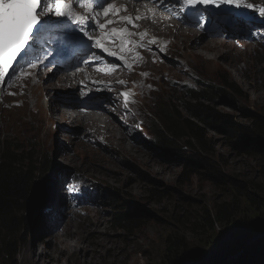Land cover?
Here are the masks:
<instances>
[{"label":"rangeland","instance_id":"1","mask_svg":"<svg viewBox=\"0 0 264 264\" xmlns=\"http://www.w3.org/2000/svg\"><path fill=\"white\" fill-rule=\"evenodd\" d=\"M57 6L68 9L61 0L59 5L50 4L49 7ZM221 7L222 5L218 8L210 5L208 10L202 9L190 17L195 22L204 17L207 19V25L202 31L222 34L223 39L233 42L239 49L237 54L232 53L234 61L218 60L217 64L221 68L215 71L210 70L205 63L191 62L187 73H184L185 68L181 64L185 62V51L191 50L185 49L184 44L179 45L176 30L158 28L160 35L171 40L176 39L177 43H171L166 54L158 52L156 48L159 56L150 55L144 64L164 63L150 66L154 70L169 72L172 77L175 76L166 79L172 83H165L166 90L158 93V96H144L140 86L145 76L143 64L131 75L136 84L130 80L127 86L119 87L114 93H108L109 99H112L110 104L115 108L120 105L128 113L121 115L116 112L91 111L97 113V116L104 114L114 126L120 127L123 135L128 137L126 145L133 147L131 152L127 149L121 154L118 147L113 149L104 137H98V134L95 139L101 146H96L95 141L91 143L84 139V128L78 122L69 125L63 123L61 118L53 120L54 110L61 111L64 106L58 101L65 95L66 90L56 86L44 89L41 84L54 85L59 74L64 72H55L56 68L52 66L40 68L39 64L28 63L31 57L39 60L42 49H39L35 56L29 57L27 63L10 78L2 79L15 83L22 76V69L40 71V74L31 75L30 71L26 72L27 80L23 76L20 78V93L0 94V139L13 145L14 151L19 154L24 153L26 158L30 152L35 153L33 161L37 163L38 168L37 187L42 189L41 194L35 198L30 197L28 207L22 211V215L29 217L30 225L17 236L20 242L19 254L13 264H27L24 257L32 245L34 251L42 255V250L53 240H50V237L64 231L67 221L71 218V209L83 217L82 226L77 224V220L75 226L83 235L88 252L86 255L77 251L61 256L57 260L63 264H160L169 235L183 236L191 246L192 255L196 260L202 258L206 252L224 254L235 248L234 229L240 221L239 218L227 227L216 224L214 230H205L201 234L194 230L198 223L201 224V214L205 210L212 211L215 204L234 199L236 190L232 181L249 183L254 188H264L263 164L258 159L243 154V151L234 149L228 135L216 131L209 132L213 155L208 156L215 172L201 168L198 175L185 179L188 173L186 174L183 162L171 154L155 149L158 136L161 137L156 130L168 125L165 116L171 111L177 122L181 123L180 118H183L184 114L180 112V105L186 100L187 92L197 86L210 84L224 89L225 84L234 83L239 89L234 102L222 99L218 102L216 111L233 117L243 125L250 124L252 115L264 119V22L259 20V17H264V0H239V10H245L239 16L232 10L223 15ZM190 9L191 13L195 12L194 8ZM242 15L247 16L249 21L242 20ZM54 18L57 21L58 17ZM48 24H51L50 19ZM101 31L104 32V28L99 29L95 35L104 37ZM205 37V41L212 38L222 39L221 36L207 34ZM99 52L101 49L93 50L97 57H100ZM180 57L183 59H179ZM185 60L189 62L191 59ZM172 79L180 80L182 85ZM118 80L119 78L116 79ZM121 89L129 90L137 101L132 100L129 105L122 103L118 96ZM5 91L6 87L0 85V93ZM80 92L79 90L66 94L70 99L71 95L77 99L76 94ZM105 94L107 93L97 90L88 96L82 95V98L92 99L95 95ZM107 106L110 107L109 104ZM78 129L82 132L78 133ZM173 144L176 148L187 150V153L193 151L189 144H194H187L186 139H175ZM120 149L123 150L122 147ZM68 162H72L69 167ZM47 164V170L48 167L51 168L48 173L44 168ZM155 170L162 173L155 174ZM45 193L49 196L42 200ZM239 201L242 216L247 220L253 218L254 213L247 208L245 199ZM120 208H123L126 214L140 216L143 220L140 229L117 230L110 224L112 214ZM96 222H101L98 229L94 227ZM247 224L244 227L249 228V232L255 230L254 223ZM207 241L209 246L205 247ZM197 246L200 248L195 249ZM199 249L200 252H197ZM28 264H34V260L31 259Z\"/></svg>","mask_w":264,"mask_h":264},{"label":"bare ground","instance_id":"2","mask_svg":"<svg viewBox=\"0 0 264 264\" xmlns=\"http://www.w3.org/2000/svg\"><path fill=\"white\" fill-rule=\"evenodd\" d=\"M61 1L65 2L66 0ZM101 1L102 0L98 2L100 3ZM91 2L89 0V4ZM111 3H113V7L115 5L120 6L121 11L116 13L115 11L110 10L107 16H105L103 12H100L99 16H97V20L105 21L109 17L115 20L111 26L104 28V32L101 31V33H104V37H99L102 43L104 41V46L115 52L116 56H110L107 52L103 51L104 58L99 57L98 60L92 61L93 63L90 60L82 61L85 60V57L81 56V58L73 64L72 69L69 72H67L69 68L59 67L60 69H64L65 72L59 74V77H57L54 85L49 84L46 86L43 83V85L41 84V88L45 89V87L51 88L56 86L58 89L66 90L65 95L61 96V99L58 101L59 104H63L64 106L60 109L61 111H58V109L54 110L55 114L53 113V120L56 121V119L61 118L63 123L69 125L72 124V122H78L84 128V133H82L84 139H88L91 143L95 141L97 144L96 146H101L97 139H95V135L98 134V137H104L106 143L110 144L113 149H117L118 147L122 154V151H126L127 149L130 152L133 151V147L126 145V138L128 137H125L123 135L124 132L121 131L120 127L118 125V128L114 126L113 123L110 122L111 120L109 121L107 116L104 114H99L100 116H97V113L91 111L105 113L116 112L121 115L128 113L126 109L120 105L117 108L113 107L110 104L112 99H109L110 94L108 93H114V91L119 87L127 86L130 80H133L136 84L135 79H132L131 75L135 73L146 61H148L150 55H158L156 48L158 52L166 54L169 45L171 43H177L176 39L171 40V38H166L165 36L160 35L157 31L158 28L161 30H176L175 33L177 34L179 45L184 44L186 45L185 49L187 48L191 50V52L185 51L186 54L184 56L185 59H191L189 62L183 59V56L179 58L185 61H181V65L185 68L184 73H187L188 65H190L191 62L205 63L210 70L214 71L216 69H220L221 67L217 64V61L225 59L231 62L232 53L234 52L237 54L239 49H237V46L233 42L223 39L224 35L222 34L216 35L214 32L208 33L202 31L203 24L201 22H205L204 28L207 25V19L204 17L199 18V26H193L189 20V15H181L178 19L175 14L168 12V9L159 0H111ZM75 4L78 6L79 2H76L75 0ZM200 8L209 9V6L201 5ZM77 9L82 12L84 10V6H79ZM65 13L73 15L70 9H68ZM137 16L142 18L140 20H136L135 18ZM128 17L132 18L135 25H137L136 27H133V24L129 23L128 20L125 19ZM183 27L186 29L183 30ZM93 28V26H90V29ZM90 33H92L91 30ZM206 34L216 37L221 36L220 38L222 39L212 38L205 41ZM151 36L153 37L152 39ZM196 41H198V43H196ZM36 44L37 43H35V45ZM242 45L244 46V44ZM34 46L30 47L28 51H31ZM37 53L38 52L35 51L33 55ZM118 55H123V60L119 59ZM31 62H35V59L31 60ZM49 63L44 62L41 63V65H44L45 68L50 65ZM157 63L159 62L144 64V66H142L145 70V76L142 78L140 86L141 92L144 96L155 97L159 95L158 93H163V90H166L165 83H172V81H168L166 79L175 77L174 75V77H172L169 72H160L154 70L153 67L150 66ZM59 65L64 66L66 64L60 63L52 66ZM146 69L148 72H146ZM22 71L21 75L25 80H27L25 77L27 76L26 72L28 71H30V75L33 73L40 74L39 69H22ZM179 75L182 76V74ZM22 76H20V78ZM20 78L15 83H9L5 80L0 81V85L6 87V91L0 94L8 95L12 92H15V94L18 92L20 93ZM118 78L119 80L116 81ZM173 81H176V83L178 82L179 84L181 83L180 80ZM79 90L81 92L76 94L78 97L77 99L72 95L71 99L68 98L66 93H72V91L75 92ZM97 90L107 94L101 96L95 95L92 99L89 97L88 99L83 100L82 95L88 96L92 92L95 93ZM132 96L135 97L133 93ZM108 104L110 107L107 106ZM66 110H72L73 112L71 113L74 114L67 113ZM77 131L78 133L82 132L79 131V129ZM124 146L129 148H124ZM120 147H122L123 150H121ZM65 157H67V155ZM67 164L69 167L72 165V162H68ZM161 173L162 171L155 170V174ZM69 213L71 214V218L67 221L64 231L62 233H55L50 237V240L53 239L54 241L51 240L49 245L42 250V255L34 251V246L32 245L31 250H29L24 257L27 264L31 261V259L34 260V264H63V262H59L57 259L61 256H66L68 253L73 254L74 252L81 251L85 255L87 254L88 247L85 242H83V235L78 232L79 228L75 226V223H77L75 220L80 223H77L80 227L82 226L83 217L79 212L72 209L69 210ZM100 223L101 222H96L94 227L98 229L101 225Z\"/></svg>","mask_w":264,"mask_h":264},{"label":"trees","instance_id":"3","mask_svg":"<svg viewBox=\"0 0 264 264\" xmlns=\"http://www.w3.org/2000/svg\"><path fill=\"white\" fill-rule=\"evenodd\" d=\"M264 22V19L261 18ZM224 89L206 84L197 86L187 92L186 100L180 105V112L184 117L181 123L169 111L165 116L168 125L156 130L158 144L155 149L171 154L183 162L189 179L199 174L200 169H215L211 167L208 156L213 155L209 132L216 131L228 135L232 147L243 151V154L258 159L264 166V119L252 115L249 125L237 122L233 117L216 111L218 102L222 99L234 102L238 94V86L234 83L225 84ZM186 131V134H184ZM181 135V136H180ZM175 139H186L193 151L176 148ZM263 145V146H261ZM7 146V147H6ZM24 153L14 151V146L0 139V264L14 263L18 257V235L29 228L30 220L22 211L28 207L30 197L41 194L42 189L37 187L36 172L38 171L35 153L30 152L28 158ZM29 159V160H28ZM44 166L45 172L50 167ZM184 173V176L186 175ZM236 195L230 202L215 204L212 211L201 214V224L196 225V233L205 230H214L216 224L227 227L240 219L234 229V240L250 238L253 235L264 233V188L252 187L249 183L232 181ZM47 196L45 193L44 200ZM245 199L247 208L254 213V217L246 219L241 212V202ZM247 222L255 224V230L249 232ZM143 220L140 216H131L124 213V209H117L112 214L110 224L117 230L135 231L140 229ZM245 238V239H246ZM260 248L254 250L253 256L248 257V264H264V239L260 241ZM208 245V241L204 245ZM165 252L160 264H219L223 254L203 253V257L196 260L192 255V248L183 236L169 235L165 242ZM200 248V246L195 247ZM200 252V249L197 250ZM246 263V264H247Z\"/></svg>","mask_w":264,"mask_h":264},{"label":"snow or ice","instance_id":"4","mask_svg":"<svg viewBox=\"0 0 264 264\" xmlns=\"http://www.w3.org/2000/svg\"><path fill=\"white\" fill-rule=\"evenodd\" d=\"M79 2V0H76ZM91 2V0H90ZM60 4V0H0V80L9 73V69L14 67V62L28 52V48L36 43L37 34L42 25L47 24L51 12L58 18H67L68 13L61 10L59 6L50 8V4ZM188 5L195 8L197 5L210 6L215 5L217 8L221 5L239 6V0H181V7ZM81 6H87L81 4ZM253 5H248L252 7ZM96 7L107 16L110 10H113L111 0H105L104 3H96ZM119 12L120 9H115ZM264 11V10H262ZM142 17L137 16L135 19L140 20ZM73 19L75 15L73 14ZM129 23L136 27L131 17L125 18ZM108 24L113 21L108 20ZM79 27L83 28L84 18L77 20ZM103 29L105 24H98ZM116 31V30H113ZM88 40H94L90 47L101 49L110 56H116V53L104 46L101 39L94 38L92 35L85 33ZM95 56V53H92ZM122 59V57H120ZM31 64V61H28ZM14 94V93H13ZM127 102L128 93L122 94Z\"/></svg>","mask_w":264,"mask_h":264},{"label":"water","instance_id":"5","mask_svg":"<svg viewBox=\"0 0 264 264\" xmlns=\"http://www.w3.org/2000/svg\"><path fill=\"white\" fill-rule=\"evenodd\" d=\"M25 57L26 55L22 56L14 62V67L9 69L8 76L12 73L11 71L16 69L17 66H21L23 64V60L25 59ZM245 238L246 237H244V239L240 240L239 242L233 240L235 248L232 249L229 253H224L220 258L221 261L219 264H246V261H248V257L253 256L254 250L256 248H260V241L264 239V233L253 235L250 238ZM198 264L204 263L199 262Z\"/></svg>","mask_w":264,"mask_h":264}]
</instances>
